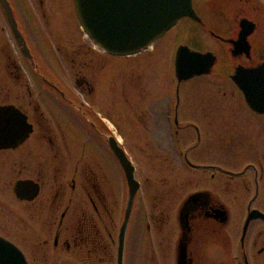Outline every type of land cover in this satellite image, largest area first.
I'll return each mask as SVG.
<instances>
[{"label":"flooded vegetation","instance_id":"af4514ba","mask_svg":"<svg viewBox=\"0 0 264 264\" xmlns=\"http://www.w3.org/2000/svg\"><path fill=\"white\" fill-rule=\"evenodd\" d=\"M7 5L14 25L0 0V106L11 105L20 114L0 116V237L16 245L27 264L76 258L82 264H118L121 246V264H141L140 252L148 264H264V111L250 107L231 78L237 68L264 64V3L222 0L213 15L207 1L199 7L193 2L202 21L184 19L216 46L182 45L211 51L217 60L211 72L187 81L212 76L229 80L239 92H223L221 100L228 103L221 109L218 95L182 105L178 90L187 81H177L175 103L164 105L162 117L173 161L172 138L180 147L195 136L179 161L186 192L174 200L182 185L175 173L170 210L168 189L151 196L131 159L140 186L122 244L128 183L107 142L112 136L124 149L120 126L110 127L105 112L74 96L52 67L53 57L68 59L72 86L93 94L95 85L84 72L103 69L100 48L82 33L73 0H7ZM73 16L80 39L64 32L72 28ZM189 109L197 112L188 114ZM225 132L230 140L222 139ZM212 133L217 141L206 146L204 137Z\"/></svg>","mask_w":264,"mask_h":264},{"label":"rangeland","instance_id":"374dc122","mask_svg":"<svg viewBox=\"0 0 264 264\" xmlns=\"http://www.w3.org/2000/svg\"><path fill=\"white\" fill-rule=\"evenodd\" d=\"M203 1H207V5L213 15L217 14L216 8L220 6L219 4L222 3V0H193L195 7H199ZM260 1L264 3V0ZM218 2L220 3L218 4ZM69 22L72 28L64 32L68 35V33L70 34L73 31L72 35L74 34L80 39L81 34L75 17H71ZM216 25L218 24H213L215 27L219 26ZM83 40L87 43L86 37H83ZM183 42H187L193 49L196 47L197 49L209 48L213 50L216 46V41L210 39L207 34H204L203 30L196 23L180 19L174 28L169 30L163 38L156 41L153 48L145 50L142 54L124 58L121 56L110 57L104 54L101 49L100 53L96 51L99 57L101 55L103 69L94 72L93 68H86L84 74L89 75L92 83L95 85L94 93H88V95L81 93L75 86H72L74 68L69 65L71 61L69 62L68 59L62 57H53L57 52H54V55L52 54L54 75L56 77L59 75L65 85L70 86L74 96L88 105L87 107H96L97 112L101 110L102 115L107 114L110 127L112 124L116 128L120 126L117 137H119L123 144L130 160L132 159L135 164L140 182L143 185L146 182L148 183V192L151 196L162 194V189H168L169 191L174 183V175L178 173L177 181L181 183L182 180V185L179 186L178 192L174 193L176 194L174 200L181 198L186 192L182 188L183 183L186 182L185 178L187 175L186 172H183L184 167L180 165L183 154L181 149L184 148V145L187 146L196 141L195 136L191 135L189 138H186L187 142L182 141L181 144L183 143V145L178 147L176 138L171 137L176 145V148H173L172 152L177 162V168L175 170L171 169L175 161L172 159L170 151L171 141L167 139L169 138V134L165 127V121H163L166 113L164 105L171 103V107H173L175 103V87L177 82L175 81L173 71V58L176 47ZM52 50L49 52L50 55ZM231 90L235 93L239 92L229 80L219 82L215 81L212 76H208L207 78L197 77L181 85L178 90V97L182 105H185L187 101L193 106L194 103L198 105L202 101L199 96L218 95L216 99L219 100V108L221 109V106L225 108V105L228 103L227 100H221L223 92L228 94ZM189 110L188 114L191 115L197 112L194 109ZM221 114L227 116L226 111H222ZM223 135L227 137H223ZM217 136H219L217 133L205 135L204 142H206V146L207 143L217 141ZM228 136V133H222L223 140H226ZM182 138L180 137V139ZM201 148L198 150L199 158L204 155ZM209 152L214 153V150L210 149ZM193 177L196 178L197 176L193 175ZM167 198L170 202L168 203L169 208L172 210L175 205L173 189L172 192L169 191ZM141 206L143 208L142 203ZM138 213H141V209H139ZM143 229V223L140 222L137 230L142 231ZM145 257L146 254L144 253L143 256L140 252L138 263L148 264L144 259ZM82 260V258H76L75 260L70 259V261L66 262L70 264H82ZM66 262L63 260V262L46 264H61ZM30 264L44 263L32 262Z\"/></svg>","mask_w":264,"mask_h":264},{"label":"water","instance_id":"95a60500","mask_svg":"<svg viewBox=\"0 0 264 264\" xmlns=\"http://www.w3.org/2000/svg\"><path fill=\"white\" fill-rule=\"evenodd\" d=\"M1 2L7 10L8 19L14 25L7 0ZM73 3L84 34L111 55H136L164 36L184 17L201 22L192 8V0H73ZM216 60L211 51H194L186 44L178 46L174 58L176 81L180 83L211 72ZM231 78L245 93L249 106L258 112L264 111V91H259L264 90V64L251 69L237 68ZM19 112L11 105L0 106V116L19 115ZM107 142L122 164L128 183L125 216L119 231L122 244L140 183L136 178L134 164L117 140L110 136ZM118 254V264H121L122 246ZM0 264H27V259L16 245L0 237Z\"/></svg>","mask_w":264,"mask_h":264},{"label":"bare ground","instance_id":"6f19581e","mask_svg":"<svg viewBox=\"0 0 264 264\" xmlns=\"http://www.w3.org/2000/svg\"><path fill=\"white\" fill-rule=\"evenodd\" d=\"M150 49V48H149Z\"/></svg>","mask_w":264,"mask_h":264}]
</instances>
